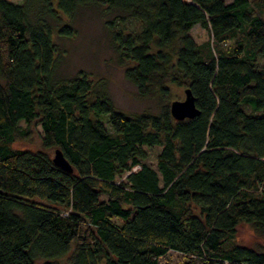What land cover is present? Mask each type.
<instances>
[{
	"label": "trees",
	"instance_id": "obj_1",
	"mask_svg": "<svg viewBox=\"0 0 264 264\" xmlns=\"http://www.w3.org/2000/svg\"><path fill=\"white\" fill-rule=\"evenodd\" d=\"M47 1L55 19L120 13L106 25L126 78L166 104L132 117L84 74L57 82L52 28L0 0V264H264V0ZM170 85L198 116H172ZM244 225L259 243L238 242Z\"/></svg>",
	"mask_w": 264,
	"mask_h": 264
},
{
	"label": "rangeland",
	"instance_id": "obj_2",
	"mask_svg": "<svg viewBox=\"0 0 264 264\" xmlns=\"http://www.w3.org/2000/svg\"><path fill=\"white\" fill-rule=\"evenodd\" d=\"M14 4H24L25 0H8ZM227 4L233 0H225ZM48 1L31 0L30 19L32 22H45L52 28L54 41L58 48L57 61L54 77L57 82H67L80 74L89 77L94 83V95L106 96L113 103L116 110L128 116H137L144 113L157 115L161 112L166 101L160 96L141 97L136 86L126 78L125 62L117 51L112 35L107 27L111 20L119 18L118 12H109L101 7L85 6L77 10L73 18L59 13V19L50 16L48 12ZM47 5V6H46ZM74 29L72 38H62L58 35L64 26ZM192 37L197 43H203L208 39V32L199 26L191 31ZM171 100L184 101L186 98L185 88L170 85ZM38 144L36 138L32 145L19 143L17 147L34 150ZM160 148L149 151L147 163L156 168L157 155ZM255 231L250 226H242L238 233V242L246 244L259 243ZM185 261L183 255L170 252L162 262L180 264ZM66 258L61 260L65 264Z\"/></svg>",
	"mask_w": 264,
	"mask_h": 264
},
{
	"label": "water",
	"instance_id": "obj_3",
	"mask_svg": "<svg viewBox=\"0 0 264 264\" xmlns=\"http://www.w3.org/2000/svg\"><path fill=\"white\" fill-rule=\"evenodd\" d=\"M186 98L184 101H174L171 104V114L179 121L185 119H193L200 114L195 105V98L193 97L191 90H185ZM53 162L61 169L72 172L73 169L68 161L65 159L63 153L60 150L55 151Z\"/></svg>",
	"mask_w": 264,
	"mask_h": 264
}]
</instances>
